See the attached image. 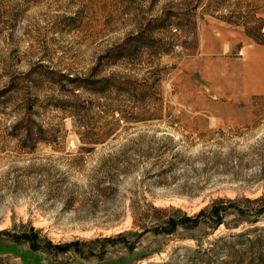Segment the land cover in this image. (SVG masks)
<instances>
[{
	"label": "rangeland",
	"instance_id": "rangeland-1",
	"mask_svg": "<svg viewBox=\"0 0 264 264\" xmlns=\"http://www.w3.org/2000/svg\"><path fill=\"white\" fill-rule=\"evenodd\" d=\"M255 83L264 0H0V264L264 260Z\"/></svg>",
	"mask_w": 264,
	"mask_h": 264
},
{
	"label": "trees",
	"instance_id": "trees-1",
	"mask_svg": "<svg viewBox=\"0 0 264 264\" xmlns=\"http://www.w3.org/2000/svg\"><path fill=\"white\" fill-rule=\"evenodd\" d=\"M224 210V208H221V207H219V205H214V208H213V210L211 211V213H207V212H205V210H201L200 212H199V214H197L196 216H194V217H188V216H185V217H183L182 219H175V218H170L169 220H168V223H167V225H165V226H163L161 229H159V230H162V231H167L168 233H172V232H174L176 229H177V227L180 225V224H186L187 222H190V224L192 225V226H196L200 221H199V219H198V217H200V216H206L207 218H209L210 220H212L213 221V224H218L221 220H222V211ZM260 210H264V209H262V207H261V209ZM206 214V215H205ZM1 233V232H0ZM23 237H25V236H23ZM22 238V237H21ZM219 239H220V237H219ZM219 239H217V240H214V241H211V244H212V246L211 247H214V245H217V243L219 242L218 240ZM30 240L31 241H33V243H35L36 241H35V239H33V237H30ZM215 241H218V242H216L215 244H214V242ZM221 242V241H220ZM35 246V245H34ZM204 248V247H203ZM204 250V253L205 254H209V250H206V249H203ZM213 250V249H212ZM192 251H195V252H197V253H199L200 252V250H198V249H193ZM210 251H211V249H210ZM203 257L205 258V259H207V257L206 256H204L203 255ZM205 259H204V262H205ZM208 261L209 260H207L206 262L208 263ZM219 264V263H218ZM220 264H222V262L220 263ZM223 264H264V260L260 257H256V258H254V259H249V260H247V261H239V260H234V261H229V259H227V260H223Z\"/></svg>",
	"mask_w": 264,
	"mask_h": 264
},
{
	"label": "crops",
	"instance_id": "crops-1",
	"mask_svg": "<svg viewBox=\"0 0 264 264\" xmlns=\"http://www.w3.org/2000/svg\"><path fill=\"white\" fill-rule=\"evenodd\" d=\"M254 50H259V49H254ZM260 77L263 79V77L260 75ZM256 85H252L253 87L249 88V89H245L243 88V91L246 93V92H254V91H264V86L263 85H260L257 83H255Z\"/></svg>",
	"mask_w": 264,
	"mask_h": 264
}]
</instances>
